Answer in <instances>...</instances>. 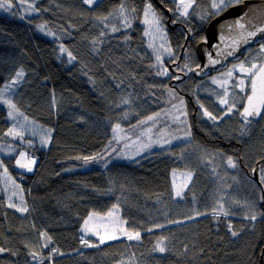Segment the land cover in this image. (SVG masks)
I'll list each match as a JSON object with an SVG mask.
<instances>
[{
    "label": "trees",
    "instance_id": "16d2710c",
    "mask_svg": "<svg viewBox=\"0 0 264 264\" xmlns=\"http://www.w3.org/2000/svg\"><path fill=\"white\" fill-rule=\"evenodd\" d=\"M148 1L164 14L154 0H99L94 6L83 0H36L27 3L25 13L19 1L12 0L10 9L0 10V89L23 71L14 102L52 130L48 147H33L39 156L34 173L15 166L16 153L0 157L21 184L28 209L21 213L9 207L0 191V247L8 249L0 253V264H120L124 259L126 264H264V182L259 184L253 176L256 165L263 169L259 178L264 175V126L250 128L239 141L242 103L235 115L209 124L200 118L198 105L187 100L193 143L239 159L242 185L233 179L225 182L235 193L229 195L227 216L213 214L212 183L199 163L184 159L181 165L179 150L176 158L169 157L167 149L157 150L139 160L71 170L83 157L104 155L111 125L131 126L163 107L170 79L157 75L159 67L144 36L141 20ZM159 1L169 7L168 1ZM121 4L137 10L131 29L109 22ZM180 22L168 30L179 48L177 58L167 62L178 60V69L194 56V46L203 36L190 21ZM61 46L67 51L61 52ZM180 80H188L183 88L192 90V70ZM6 116L0 105V143L12 141ZM184 168L193 169L195 177L176 199L172 172ZM244 202L253 207L245 208ZM114 205L140 239L82 244V226L89 214H105ZM254 214L256 220L250 219ZM160 242L163 253L154 251ZM53 248L58 252L52 253ZM32 252L42 259L34 261Z\"/></svg>",
    "mask_w": 264,
    "mask_h": 264
},
{
    "label": "rangeland",
    "instance_id": "374dc122",
    "mask_svg": "<svg viewBox=\"0 0 264 264\" xmlns=\"http://www.w3.org/2000/svg\"><path fill=\"white\" fill-rule=\"evenodd\" d=\"M18 1L21 5V9L23 13H25V11L28 8L27 3H31L36 0H32L31 2H29V0H18ZM178 2L179 0H175V2L174 0H172V3L173 4L176 3V6ZM146 3L147 4L150 3L153 9L155 10L154 8L155 6L150 1ZM211 4H212V0H194L193 6L188 9V15L182 17H184L188 21L196 20L198 21L199 25H203L201 16L211 17L212 13L215 11L214 9H212ZM94 5L95 4L91 6ZM123 6L125 9V15H127L128 19L131 21V27H127V29H131L134 24L133 18L136 20L138 17V16L136 17V13H135V11L137 10L131 7L129 4ZM132 9H135V11L133 12ZM0 10L2 11L3 9ZM120 12L121 9L119 7L110 16L109 22L116 21V23L124 24L123 17L121 16ZM177 12L178 15L181 16L178 10ZM27 13H30V11ZM148 19L151 20V17L149 16ZM164 19L165 18L163 17V28L165 31L166 24H164ZM141 24L144 26V36L147 41V45L148 46L150 44L153 45V47H149V49L152 51V55L155 61L157 54L161 56L162 65L157 63L156 61L159 67L158 72L163 71V69L165 68L168 71V75H165V77H168V79H170V82H168V85L170 86L167 89V91L165 90L164 99L162 100L163 107L154 114H152L151 116H149L152 117L151 120L148 119L149 117H147L129 126L130 128L129 127L125 128L120 124L111 125L109 127L110 135H111L109 142L110 148L109 147L107 148L104 155L93 156L95 157V159L89 161L88 163H85V161L82 160V162L77 167L71 170L84 169L94 165L102 166L103 164L105 165L107 163L109 164L111 161L114 160H132V159L139 160L153 156L154 152H156L157 150L167 149L166 151L169 153V157L176 158L178 157V154H175V150H179L180 158H181L179 160L180 164L182 165L184 159L189 161L190 163H199L198 166L204 172L205 179L212 183L209 187V196L212 197V202L211 204H209V206H211L212 209H218L219 203L222 202L224 209L227 210L230 208L231 205V198L229 197L230 196L234 197L235 195L233 194L235 193L231 191V186H227L225 182H227L228 179L229 180L233 179L234 181H236L238 186L242 185L239 159H237L236 157L233 158L230 154L229 156L227 155L220 156L218 155V153L209 151L203 146L194 144L192 139V133L190 136L186 135L187 132L189 131L191 132L190 123L188 121H189V115L192 113V111L189 110V107L187 105V100H189V98H186L187 97L186 94L191 92L192 94L191 102L193 101V104L198 105L197 109H199L201 112L200 118L205 120L206 122H209V124H217L223 119L226 120V118H228L230 115L232 114L235 115L239 104L243 102V100L246 99L248 95V93L246 94V91L242 93L238 88L233 87V85L238 82L239 78L243 74L240 73L238 70L234 71V75L231 78V82L228 85L229 103H232L234 101L236 104V107L233 109V112L228 115H225V112L227 111V106L221 105L219 103V99L224 96V90L221 87H219L217 84H214L212 82V78L216 77L218 79H225L226 77H222V73H226L229 68H232L233 65H239L241 62L234 63L226 70L215 73L202 81L194 80L193 85L191 86L192 90L190 91L185 90L183 88L184 86L183 84H185L188 80L179 81V79L183 77L187 79L189 77V73H191L189 69H192L197 65L196 54L194 53L193 54L194 56L191 55L187 57V59L182 62L180 66L181 69L176 68L178 60L172 65V67H169V64L171 63L167 61H172L177 58L178 56L177 50L179 47L172 43L169 33L165 31L166 37L164 39H161V34L156 32L154 27L150 23H145L144 11L142 14ZM200 27L201 26H199L198 28L199 30ZM145 32H148L149 34L145 35ZM197 35H198V39H200L201 35L199 34ZM203 37L204 36H202V38ZM161 44H164L165 48L170 47L172 49L173 54L169 56L164 48H160ZM257 54H258V60L253 61V63H257V64L264 63V53L260 52V47L257 49ZM251 58H253L252 55L248 56L243 63L245 65H248V62L250 61ZM185 63L188 64V68L184 67ZM176 77H179V79H176ZM14 79L17 80L15 84H12V81H9L6 82L4 86L1 88L4 89L6 85L12 84V87L7 92L4 93V96L7 99H10L13 104H15L13 99L14 94L21 84L22 77L19 78L15 77ZM170 89L172 90L171 93L169 92ZM181 100H183L184 102L183 106L180 105ZM201 104L204 106V108H201L200 106ZM0 105L5 107L7 111L6 118L9 123V129L15 127V130L23 132L22 140L18 137H13L8 135V137L12 141L10 143H0V155L9 156L16 153V160H17V158L19 157V153L21 151L28 153V158H34L36 160L35 165H33V170L31 171V173H34L37 169L39 156L37 150L33 149V147L34 146H41L42 148L48 147L51 139L52 130H50L48 127L41 124L37 120L24 114L16 106V104L15 106L18 111L13 112V117H9L8 115L10 111L8 105L4 104L2 101H0ZM174 105H176L177 107H173ZM181 107L184 111L187 112L186 123L181 122L185 120V117L180 116ZM205 108L218 118L215 121H213L208 117L204 116L203 111ZM242 110H243V105L241 111ZM194 112L195 111H193V113ZM177 116H180V120L176 119ZM250 119H251L250 124H247L243 129L238 130V134L240 135L238 139L240 142L244 140L245 134L246 132L249 131L250 128L257 126L260 123L257 122L256 120H252V118ZM117 125H119V128H116ZM241 125H244L243 118L241 121ZM49 135H50V139H48ZM42 137L48 139V142L46 144L42 143ZM20 144H24L25 147H22V145ZM145 145L148 146L145 147ZM228 157L232 158V160L236 164V167L229 166ZM16 160H15V166L17 168L29 172L26 169L20 168L16 164ZM187 168H184L182 170L174 169L172 172L173 194L176 199L182 198L183 194L194 180L195 177L194 170L193 169L188 170ZM189 173L192 174L191 180L188 179ZM258 173L260 177V174L263 173V169L258 167ZM259 180H261V178H259ZM17 183L18 182L13 178V176L9 172L7 176L4 175V168L2 167V170H0V191L1 192L4 191L8 204L10 203L15 204L17 208L27 207L25 202L26 199L25 194L22 190L21 184L20 183L17 184ZM17 185L19 187H17ZM177 190L181 191L182 194L180 196L176 195ZM21 197L23 198V202L21 201ZM249 200L252 199L250 198ZM195 204L198 205L197 202H195ZM245 204L249 208L253 207L252 203L248 205L247 202H244L245 208H246ZM110 211L114 212V215L112 217H109L107 215ZM91 213L98 214V218L90 222L89 227H94L101 224L104 225V227H97V230L100 232L101 235L105 234V229H107L108 234H115L117 236V239H119L120 237H127L125 235L120 234L119 229H124L128 233H133L129 231L127 227V222L122 217L119 206L117 209H113L112 207L105 214H101L97 212H91ZM99 218H103V219H99ZM83 227L84 225L82 226L83 239L87 240L89 244L93 243L90 242L92 240H95L100 243L99 236L94 235L92 232L85 233L83 231ZM108 241L111 240H106L105 242ZM127 259L132 260L133 258L128 257ZM126 263H127L126 259L120 262V264H126Z\"/></svg>",
    "mask_w": 264,
    "mask_h": 264
},
{
    "label": "snow or ice",
    "instance_id": "6c2138e0",
    "mask_svg": "<svg viewBox=\"0 0 264 264\" xmlns=\"http://www.w3.org/2000/svg\"><path fill=\"white\" fill-rule=\"evenodd\" d=\"M99 2V0H83V3L87 4V5H93V4H97ZM175 2V0H174ZM238 2H240V0H212V4L211 7L212 9H214L215 11L212 13L213 16L215 15H220L222 14L224 11H226L229 7L231 6H235V4H237ZM194 4V0H179V2L177 3V10L179 11L181 16H187L188 15V9L191 8ZM12 7V0H0V9H4V10H8ZM30 10L31 11H37V9L35 7H33L32 5H29ZM121 9V16L123 17V21H124V27H131V21L128 19L127 15H125V9L123 4H121L120 6ZM171 10V9H170ZM132 11L134 12L135 9H132ZM144 16H145V23H150L156 32L161 34V39H164L166 37V32L164 31L163 28V17L162 15H158L156 13V11L153 9L152 5L149 3L145 6L144 8ZM151 17V20L148 19V17ZM209 17L206 16H201V20H206ZM243 17H241L242 19ZM98 19L101 20H107V17H98ZM173 23H175V21H173ZM235 25H238L241 29H243L244 25L240 24L239 20L234 22ZM228 26L230 27V25L226 22L225 25H223L222 27ZM43 27V26H41ZM112 31H118L117 28L113 27ZM191 31V30H189ZM257 31L259 32H264V29H257ZM148 32H145V35H148ZM101 35H103V33H101ZM256 35V32H248L246 37H241V42L243 43H247L248 39H250L251 37H254ZM205 42L207 41V37H203L202 38ZM221 39H223V37H221ZM239 42H234V44H238ZM149 47H153L152 44L149 45ZM160 48H164L165 51L167 52V54L169 56H171L173 54L172 49L170 47L165 48L164 44L160 45ZM155 50V49H154ZM61 52H66L67 49L64 48L63 46H61L60 49ZM260 52L264 53V44L260 45ZM69 57L74 59V57H71V53H68ZM228 55H232V52H229ZM156 61L157 63L162 65V60H161V56L159 54L156 55ZM219 60H215L212 58L211 54H209L208 56V64L209 65H214L219 63ZM207 66V65H206ZM185 68H188V64L185 63L184 65ZM197 68L200 67V65L196 66ZM192 69H189V71H191ZM238 70L240 73H242L243 75L239 78L238 82L235 83L233 85V87L238 88L240 90V92H245L246 89L248 90V95L246 97V103L243 105V110L240 112V116L243 118L244 121V125H242V129L247 125L251 123V119L250 118H255V117H260L262 116V114H264V63L261 64H257V63H251L250 66H246L243 62H241L239 65H233L232 68H229L228 71L226 73H222V77H226L225 79H218L216 77L212 78V82L214 84H217L219 87H221L224 90V96L221 97L219 99V103L221 105H226L227 106V111L225 112V115L231 114L233 112V109L236 107L235 102L233 101L232 103H229V99H228V94H229V89H228V85L231 82V78L234 75V71ZM24 75L23 71H18L16 73V77H22ZM157 75H161V76H165L168 75V71L167 69H163V71H159L157 72ZM176 79H179V77H176ZM17 82L16 79H14L12 81V84H15ZM12 84L6 85L4 89H0V101H2L4 104L8 105L10 111L8 113L9 117H13V112L14 111H18L16 109L15 104L12 103V101L10 99H7L4 96V93L7 92L11 87ZM169 92L171 93L172 90L170 89ZM183 100L180 101V105L183 106ZM201 108H204V106L201 104L200 105ZM173 107H177L176 105H174ZM203 115L208 117L209 119L215 121L218 117L214 116L211 112H209L206 108L203 111ZM180 116L185 117V120L181 121L182 123H186V117H187V112L184 111L182 109V107L180 108ZM180 116H177L176 119L180 120ZM148 119H152V117H149ZM143 123V122H141ZM116 128H119V125L116 126ZM115 131V129H114ZM7 135L9 136H13V137H18L21 140L23 139V132L22 131H17L15 130V127L10 128L8 130ZM186 135L190 136L191 132H187ZM48 139H50V135L48 137ZM48 139H45L42 137V143H47ZM30 143V142H29ZM148 145H145V147H147ZM77 159H80V157H77ZM85 163H88L91 160H94L95 157H83L82 158ZM36 160L34 158H28V153L21 151L19 153V157L16 160V164L23 169H26L27 171L31 172L33 170V165H35ZM228 164L230 167H236L235 162L232 160L231 157H228ZM0 167H4L3 165V161L0 160ZM8 174V170L6 167H4V175L7 176ZM191 176L192 174L189 173L188 174V179L191 180ZM10 179V177H9ZM262 182H264V175H262L261 177ZM14 183V181H13ZM187 186V185H185ZM17 187H19L17 185ZM182 193L180 190L176 191V195L180 196ZM262 200H264V196L261 197ZM21 201L23 202V198L21 197ZM9 207H13V208H17V206L15 204L10 203ZM118 206L114 205L113 209H117ZM18 211L20 212H27L28 209L27 207H19L17 208ZM213 213L214 215H220L223 214L225 216H227L229 213L224 209L223 203L220 202L218 209H213ZM109 217H112L114 215L113 211H110L107 214ZM199 215V213H198ZM264 215V214H262ZM98 218V214L96 213H90L88 219H86L84 221V227H83V231L85 233L88 232H92L94 235L99 236L100 238V243H104L106 240H114L117 239V236L115 234H108L107 229H105V234L101 235L100 232L97 230V227H104V225H98V226H94V227H89L90 222H92L94 219ZM257 216L254 214L250 217V219L252 220H256ZM99 219H103V218H99ZM157 227H163L162 225H157ZM228 227L231 229V225L229 224ZM120 234L127 236V238L129 240L132 239H136L139 240L140 239V233L136 232V233H128L126 230L124 229H119ZM238 233L236 232H232V235L235 236ZM42 236H46V233H41ZM48 241H51V237H47ZM81 243L84 244L85 246H89V247H93V246H97V245H93V244H89V242L83 238H81ZM161 243H158L156 248L154 249V251H159L161 253L165 252L166 249L164 247L161 246ZM48 244L45 243L43 245V247H47ZM5 251H8V249H5L3 247H0V253H3ZM58 252L57 249L53 248L52 249V253H56ZM32 259L35 260H41V256L39 253L37 252H32L30 253Z\"/></svg>",
    "mask_w": 264,
    "mask_h": 264
},
{
    "label": "water",
    "instance_id": "95a60500",
    "mask_svg": "<svg viewBox=\"0 0 264 264\" xmlns=\"http://www.w3.org/2000/svg\"><path fill=\"white\" fill-rule=\"evenodd\" d=\"M241 17L243 18L241 19ZM237 20L244 25L243 29L234 24ZM226 22L230 27H222ZM257 29H264V0H242L222 14L215 15L209 20L205 29L207 41L200 39L195 44V52L199 61L197 65L200 67L197 68L196 65L192 69L193 77L196 80H203L214 73L227 69L232 62L239 61L246 48L264 42V32H259ZM248 32H256V35L248 39L247 43L241 42V37H246ZM188 37L189 34L186 40ZM234 42L239 43L234 44ZM229 52H232V55H228ZM209 54L220 62L209 65ZM258 167L256 165L253 176L258 183L262 184L259 180Z\"/></svg>",
    "mask_w": 264,
    "mask_h": 264
},
{
    "label": "flooded vegetation",
    "instance_id": "af4514ba",
    "mask_svg": "<svg viewBox=\"0 0 264 264\" xmlns=\"http://www.w3.org/2000/svg\"><path fill=\"white\" fill-rule=\"evenodd\" d=\"M154 1H156L157 2V4H159L160 5V7L164 10V14H162L163 15V17L165 18L164 19V24H166V28H165V31L167 32V33H169V29H173V28H175L179 23H183V22H180V21H183L185 18L184 17H182V16H179L178 15V12H177V6H176V3L175 4H173L172 3V0H166V1H168V4H169V7L168 6H165V4L164 3H162L161 1H159V0H154ZM242 1V0H241ZM155 8V7H154ZM171 9V10H170ZM155 10L157 11V13L159 14L160 13V11L158 12V10L155 8ZM214 16L213 15H211V17H209L208 19H206V20H202L203 21V25H199L198 24V21H196V20H193V21H190V23H193V25L195 26V27H198L199 28V26H201L200 27V30H198L199 32L200 31H202V34H203V36L205 37V29H206V25H207V23L209 22V20L211 19V18H213ZM186 21H188L187 19H185ZM173 21H175V23H173ZM189 23V22H188ZM191 35V34H190ZM261 44H263V43H261ZM261 44H259V45H255V46H250V47H248V48H246L245 50H244V55H243V57L239 60V61H235V62H232L231 63V65L230 66H232L234 63H237V62H244V60L248 57V56H250V55H252V57L253 58H251L250 59V61L248 62V65H246V66H250L251 65V63H253V61H257L258 60V54H257V49L260 47V45ZM195 48V47H194ZM194 53L196 54V52H195V49H194ZM196 58H197V63L196 64H198V57H197V55H196ZM180 59V58H179ZM175 62H172L171 64L173 65ZM170 64V65H171ZM258 64H261V63H258ZM187 98H189L190 99V97H188L187 96ZM191 100V99H190ZM193 102V101H192ZM242 103V105H244L245 103H246V99H244L243 100V102H241ZM242 108V107H241ZM241 111V110H240ZM252 120H256L257 122H263V124H264V114H262V116H260V117H255V118H252ZM240 146H241V144L240 143H238Z\"/></svg>",
    "mask_w": 264,
    "mask_h": 264
},
{
    "label": "clouds",
    "instance_id": "9594fccd",
    "mask_svg": "<svg viewBox=\"0 0 264 264\" xmlns=\"http://www.w3.org/2000/svg\"><path fill=\"white\" fill-rule=\"evenodd\" d=\"M207 24H208V23H207ZM206 26H207V25H206ZM198 41H199V40H198ZM196 43H197V42H196ZM263 43H264V42H263ZM194 47H195V46H194ZM194 49H195V48H194ZM230 65H231V64H230ZM229 67H230V66H229ZM229 67H228V68H229ZM225 70H226V69H225ZM222 71H223V70H222ZM217 73H218V72H217ZM214 74H215V73H214ZM208 77H210V76H208ZM208 77H207V78H208ZM194 79H195V78H194ZM205 79H206V78H205ZM195 80H196V79H195ZM203 80H204V79H203ZM196 81H197V80H196ZM201 81H202V80H201ZM191 97H192V96H190V99H191ZM259 124H260V123H259ZM259 124H258L257 126H260V128H262V127L264 126L263 123L260 124V125H259ZM120 125H121V124H120ZM122 126H123V125H122ZM123 127L126 128V126H123ZM128 127H129V126H128ZM255 127H256V126H255ZM129 128H130V127H129ZM258 166H259V165H258ZM4 167H5V166H4ZM4 167H3V168H4ZM1 170H2V167H1ZM14 179H15V178H14ZM15 180H16V179H15ZM16 181H17V180H16ZM17 182H18V181H17ZM18 183H19V182H18ZM18 183H17V184H18ZM3 192H4V191H3Z\"/></svg>",
    "mask_w": 264,
    "mask_h": 264
},
{
    "label": "bare ground",
    "instance_id": "6f19581e",
    "mask_svg": "<svg viewBox=\"0 0 264 264\" xmlns=\"http://www.w3.org/2000/svg\"><path fill=\"white\" fill-rule=\"evenodd\" d=\"M247 91V93H248V90H246Z\"/></svg>",
    "mask_w": 264,
    "mask_h": 264
}]
</instances>
